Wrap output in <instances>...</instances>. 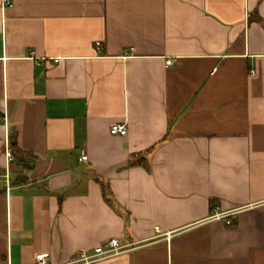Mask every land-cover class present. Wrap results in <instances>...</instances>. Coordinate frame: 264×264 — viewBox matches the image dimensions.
I'll use <instances>...</instances> for the list:
<instances>
[{
  "label": "crops",
  "instance_id": "0c3cea01",
  "mask_svg": "<svg viewBox=\"0 0 264 264\" xmlns=\"http://www.w3.org/2000/svg\"><path fill=\"white\" fill-rule=\"evenodd\" d=\"M10 1L0 264H264V0Z\"/></svg>",
  "mask_w": 264,
  "mask_h": 264
},
{
  "label": "built area",
  "instance_id": "2783aa9c",
  "mask_svg": "<svg viewBox=\"0 0 264 264\" xmlns=\"http://www.w3.org/2000/svg\"><path fill=\"white\" fill-rule=\"evenodd\" d=\"M2 4L4 6H11L10 0H2ZM97 46H99V43H96ZM34 51L30 52V55L32 58L38 60V57H34L35 55ZM53 62L57 63L58 59H54ZM109 133L111 135H119V136H125L127 133L126 125L115 123L110 125L109 127ZM86 159L85 155H82L79 158V161H84ZM234 211L231 212H217L216 207L213 209L212 215L209 217L211 220H223L225 219L226 225L231 224L230 217L234 214ZM125 249L124 246L120 245L117 239H110L108 240L104 245L96 247L92 253H85L80 252L78 253L77 257L74 259L71 264H97L98 262L114 257L121 252H123ZM34 264H47L46 258L43 254H37L35 256Z\"/></svg>",
  "mask_w": 264,
  "mask_h": 264
},
{
  "label": "trees",
  "instance_id": "16d2710c",
  "mask_svg": "<svg viewBox=\"0 0 264 264\" xmlns=\"http://www.w3.org/2000/svg\"><path fill=\"white\" fill-rule=\"evenodd\" d=\"M12 151H13L14 153H16V152L18 151L17 148H16V146H15V140L12 141ZM104 196H105L106 200L109 201V202L111 203V200H110L106 195H104Z\"/></svg>",
  "mask_w": 264,
  "mask_h": 264
}]
</instances>
